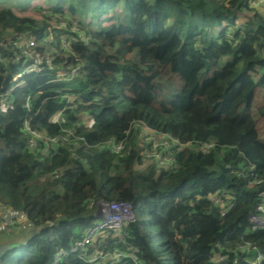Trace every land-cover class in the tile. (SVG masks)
I'll return each instance as SVG.
<instances>
[{
    "label": "trees",
    "instance_id": "obj_1",
    "mask_svg": "<svg viewBox=\"0 0 264 264\" xmlns=\"http://www.w3.org/2000/svg\"><path fill=\"white\" fill-rule=\"evenodd\" d=\"M28 3L0 0V92L12 106L0 108V204L23 213L4 227L10 247L0 264L51 262L112 201L131 203L134 219L100 232L92 248L124 256L92 263L72 253L56 264H257L259 254L264 264V228L248 217L264 189V142L251 114L264 83V11L250 0ZM65 11L88 39L67 23L53 27V64L78 66L77 75L42 66L12 87L30 61L20 42L45 50L52 22L63 20L50 13ZM63 33L76 39L62 46ZM142 124L177 140L163 152L167 165L141 167L151 147L141 144Z\"/></svg>",
    "mask_w": 264,
    "mask_h": 264
},
{
    "label": "built area",
    "instance_id": "obj_2",
    "mask_svg": "<svg viewBox=\"0 0 264 264\" xmlns=\"http://www.w3.org/2000/svg\"><path fill=\"white\" fill-rule=\"evenodd\" d=\"M250 4L253 8L256 9H264V0H250ZM53 15H58L53 14ZM54 21V20H53ZM69 24L70 30L75 32L77 31L78 38L81 40H87L88 37L81 31H79V26L77 23L70 22V21H56L52 22V27H64L65 24ZM50 26V28H52ZM51 31L47 33V35L44 37L45 41H47L48 35H50ZM76 39V35L69 36L67 33L61 34V43L62 46H66L68 42L72 39ZM24 40V41H23ZM23 40L20 42V47L22 48L24 52V56L27 57L26 59H29L30 61L24 65V68L16 73L12 81L15 82V84L12 87H15L17 85H20L21 82L19 81L21 79V76L26 73H31V72H38L42 69V66H47L50 70H53L56 72V76L58 78H70L74 77L77 75L79 72V67L78 66H72L68 68L67 71L65 70H56L54 69L55 66L53 64V60L50 59V57L40 50L37 51L35 54L36 57L32 58V55L34 52H29L30 47H35V41L32 38H23ZM36 49V48H35ZM37 50V49H36ZM21 57L18 56V59ZM68 102L72 101V97L70 95H65L64 96ZM4 106V108L2 106ZM26 107H29V97H26V101L24 104ZM11 103L8 100V94L0 92V108L2 110H6L8 108H11ZM61 114V111L56 115V119H59V116ZM26 129L33 134L35 137H39V134L32 130L28 124L25 122L24 123ZM157 134V133H156ZM158 135V134H157ZM161 137L162 140V148H161V154L163 155V152L170 146V145H176L178 144L176 139H168L169 137L166 136L165 134H160L158 135ZM64 139V137H62ZM50 140L56 141L55 138H50ZM31 142L36 145L35 139H32ZM188 143V142H187ZM183 145V144H181ZM122 143L119 142L118 144H112V148L115 151H118L121 149ZM156 162V161H155ZM163 162H169L168 160H165L163 157ZM158 163V162H157ZM255 180V179H254ZM260 182V180H256V183ZM260 200L255 206V211L251 212L249 214V220L252 223L253 228H264V189H262L258 193ZM210 199L214 200L215 202L220 201V197L215 195L210 196ZM231 203L229 204L228 207H231ZM97 215L96 217L99 218L98 223H93L90 227L87 228L85 232H83L82 236L75 240L68 248H62L58 250L54 258L51 262L47 264H56L60 258L67 256L69 254H77L80 257L86 258L89 262L95 263L99 261L100 259L105 258L106 256H111L115 257L118 256L119 253H115L113 255L109 253H100L99 251L94 250L92 252L91 249H88L89 246L93 244V241L96 239L98 232H109L110 230H121L122 227L127 224L128 222L132 221L134 219V212H133V207L132 204L129 202H122V201H112V202H107V203H99L98 208H97ZM23 219V213L22 212H15L13 210H10L7 208L4 204H0V222H1V227H6L9 224H16L21 222ZM121 254V253H120ZM221 258V257H220ZM260 259H261V254H259L258 258L254 263L256 262L257 264H260Z\"/></svg>",
    "mask_w": 264,
    "mask_h": 264
},
{
    "label": "rangeland",
    "instance_id": "obj_3",
    "mask_svg": "<svg viewBox=\"0 0 264 264\" xmlns=\"http://www.w3.org/2000/svg\"><path fill=\"white\" fill-rule=\"evenodd\" d=\"M149 1H152V0H149ZM28 2H29L28 4H32V5L33 4H37V6L40 5V6H49L50 7V6L55 4L56 0H28ZM15 7L17 8L18 11L25 12L26 14L27 13L28 14H32V11L30 9H25L24 7H19V6H15ZM258 10H260L262 12L264 11V9H258ZM245 12L248 15H245V16L243 14L240 15V17L238 18L235 26L242 25L244 23V21H246V19L249 16V14L252 13L251 11H245ZM57 14L58 15H53V13H50V15L54 16L56 18V20L63 19V21H65V22L66 21H70L71 23L74 22V23H77V25L79 26L80 18H78V16H72V15L68 14L66 11L63 14H59V13H57ZM85 14H87V15L82 17L83 18V20H82L83 22H85L87 20L88 14L91 15V12L88 11ZM40 17H41V15H40ZM91 19L93 20V22H96L97 21V16L93 15ZM52 28H50L51 33H49L50 35H48L47 41H45V44H42V46L44 48H46V49L41 51L44 54L48 55L51 60H53L55 55L58 54V51H56V49L53 47V44H55L56 41H57V40H55V37H54V36H56V34H55L56 30H52ZM34 44L36 46V41H35ZM37 51L38 50H36L35 47H30L28 53L31 54V52H34L31 59L36 57L35 54L37 53ZM260 74H261V70L259 69L258 72L255 73L254 79L255 80L258 79ZM2 107L4 108V106H2ZM251 114H252V117L256 120L258 138H259L260 141L264 142V83L257 84L256 87H255L254 96H253V100H252V103H251ZM140 131H141L140 132L141 144L150 143V145H151L150 149L145 151L144 154H143V158H142L143 164L141 165V167L147 165L152 160H155L156 162H158V166L167 165L166 162H163V157L164 156L161 154L162 153L161 152V148H162L161 137L158 136L156 133H154L153 130L149 129L147 126H145L143 124L140 126ZM96 215H97V212L95 213V216ZM21 222H19V223H21ZM98 222H99V218L95 217L94 220H93V223H98ZM16 225H17V223L16 224H12V225L9 224V225L6 226V228H11L13 226L16 227ZM0 229H1V222H0ZM86 230H84V232ZM100 232H98V234H100ZM92 247H94V243L88 249H91ZM92 249L94 250L95 248H92ZM96 251H99L98 248H96ZM100 253H102V252H100ZM117 253H119V252H117ZM119 255H123V254L119 253Z\"/></svg>",
    "mask_w": 264,
    "mask_h": 264
},
{
    "label": "crops",
    "instance_id": "obj_4",
    "mask_svg": "<svg viewBox=\"0 0 264 264\" xmlns=\"http://www.w3.org/2000/svg\"><path fill=\"white\" fill-rule=\"evenodd\" d=\"M5 228L2 226L0 229V245L3 244H9V241L7 240V237L5 236Z\"/></svg>",
    "mask_w": 264,
    "mask_h": 264
},
{
    "label": "water",
    "instance_id": "obj_5",
    "mask_svg": "<svg viewBox=\"0 0 264 264\" xmlns=\"http://www.w3.org/2000/svg\"><path fill=\"white\" fill-rule=\"evenodd\" d=\"M10 247V244H3L0 245V258L2 256V254Z\"/></svg>",
    "mask_w": 264,
    "mask_h": 264
}]
</instances>
